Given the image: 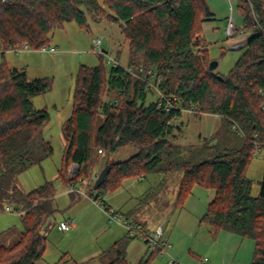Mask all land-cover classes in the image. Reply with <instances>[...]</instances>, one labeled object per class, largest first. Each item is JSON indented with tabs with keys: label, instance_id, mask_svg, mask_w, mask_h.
Here are the masks:
<instances>
[{
	"label": "trees",
	"instance_id": "1",
	"mask_svg": "<svg viewBox=\"0 0 264 264\" xmlns=\"http://www.w3.org/2000/svg\"><path fill=\"white\" fill-rule=\"evenodd\" d=\"M237 1L242 29L251 38L226 76L209 68V43L203 34L215 13L207 0H102V4L99 0H0V47L21 48L26 42L27 48L39 51L67 23L88 28L90 16L119 25L128 42V63H120L118 52L114 60L119 64L108 69L102 50L99 65L80 66L72 112L62 126L65 147L57 179L74 187L85 177L92 179L99 156L132 147L136 154L127 160L103 162L97 172L106 169L107 175L95 201L105 203L104 197L129 179L180 173L175 206L182 207L196 186L214 190L201 222L212 225L217 233L252 240L251 264H264V175L258 196L252 195L253 182L247 176L255 142L264 141V95L260 92L264 91V0ZM5 55L0 52V209L2 200L15 204L25 230L13 245L0 244V264H37L44 257L46 233L57 212L56 188L46 182L23 192L15 180L54 154L44 136L51 115L33 105V99L46 94L51 83L30 80L24 70L10 67ZM128 67L140 75H144L141 68L154 71L160 80L159 92L176 98L179 107L193 108L196 116L220 118L216 133L197 147L177 143L181 124L174 118L182 113L167 111L159 96L147 105L148 92H157L129 73ZM112 92L117 98L106 101ZM71 165L77 170L69 176ZM88 185L94 187V183ZM157 254L154 251L151 257ZM120 263H125V252L111 264Z\"/></svg>",
	"mask_w": 264,
	"mask_h": 264
},
{
	"label": "rangeland",
	"instance_id": "2",
	"mask_svg": "<svg viewBox=\"0 0 264 264\" xmlns=\"http://www.w3.org/2000/svg\"><path fill=\"white\" fill-rule=\"evenodd\" d=\"M99 2L102 4V0ZM207 3L215 13L211 17L213 20L204 25L203 35L209 43L208 57L210 61L219 62L215 73L226 76L244 53V49L241 48L242 35L247 33L244 31L241 34V30H238L243 28L244 19L237 7V0H207ZM231 13L237 25L234 37H229L226 33ZM88 18V28L82 29L75 23H67L63 29L51 34L48 46L57 49L53 54L30 48L16 53L0 47L6 53L5 60L10 67L24 70L30 80L48 79L51 83V88L46 94L33 99V105L37 110L46 108L51 115L44 136L52 143L54 154L15 180V185L23 192H29L46 182H53L56 188L54 206L57 212L46 233L47 249L44 257L37 264H111L119 258V253L123 252H125L124 264H141L143 261L145 264H171L172 259L177 264H198V258H205L211 248L218 249L225 255L223 264L232 262L251 264L255 252V243L252 240L241 239L226 231L217 233L212 225L201 222L202 212H207L208 203L215 196V191L212 189L196 186L182 207L173 205L168 198V192L158 190L156 194H150V198L146 199L149 203L144 205L142 211V214L148 217L144 224L154 230L155 225H160L164 221L162 242L171 245L167 248L168 254L159 252L151 257L152 251L146 243L139 238L128 241L123 237L120 226L111 222L101 211L100 208L105 203L94 200L98 195V189L89 186L88 182L95 184L100 173L90 180L85 177L83 182L76 185V189H72L73 193H69L68 186L57 179L64 155L62 126L72 112L75 79L80 66L99 65L100 50H105L106 58L112 59H117L118 52H121L120 63L122 65L128 63L129 47L121 27L109 23L105 18L92 16ZM98 38H102L101 48L96 47L94 43ZM24 45L27 43L24 42L21 46ZM104 64L108 69L110 68V64L106 62ZM148 70L150 69L146 71ZM158 96V93L148 92L146 104L156 101ZM116 98L117 93L112 92L105 97V100L112 102ZM178 123L181 124V131L177 143L197 147L216 133L221 120L213 115L196 116L187 113L180 117ZM135 154L136 150L132 147L119 149L113 154L105 153L95 161L94 168L98 171L105 160L124 161ZM76 170L77 167L71 165L69 176H72ZM263 175L264 151H261L253 157L247 170V176L253 182V196L259 195ZM154 176L155 174H150L145 179V190L151 188L150 184ZM172 181L175 183L176 178ZM126 186L127 182L119 190L106 195L104 198L108 199L107 205L115 206L126 201L128 198L127 192H124ZM132 192H129L130 198ZM114 197L115 199L111 200ZM1 204L3 208L0 209V244L11 246L19 239L25 227L15 204L6 200H2ZM7 207L10 210H7ZM124 214L118 213L122 220L126 219ZM64 218H70L72 222L70 231L63 232L58 229L60 220ZM136 218L138 219L137 215Z\"/></svg>",
	"mask_w": 264,
	"mask_h": 264
},
{
	"label": "built area",
	"instance_id": "3",
	"mask_svg": "<svg viewBox=\"0 0 264 264\" xmlns=\"http://www.w3.org/2000/svg\"><path fill=\"white\" fill-rule=\"evenodd\" d=\"M232 11V8H231ZM257 15H255V18L257 19ZM237 25H236V21L234 19L233 13H231L227 28H226V33L229 37H234L235 35V31H236ZM244 32V29H241V34ZM242 42H241V47L244 46L248 40L251 38L250 34H246V35H242ZM95 46L98 48H101L102 46V38H98L95 40ZM25 50H28L27 45L22 46L21 48H12L10 49V51L12 52H16V53H20L23 52ZM0 52H3V48H0ZM39 52H44V53H56L57 49L53 48V47H42ZM100 52H102V50H100ZM106 62L108 64H112V65H118L119 63L112 59L111 57H107ZM127 71L129 73H131L132 75H134L135 77L139 78L140 80H142L145 84L146 87L150 88V89H155L156 92L158 93L159 97H160V102L161 103H165L166 105V109L167 111H172V110H179L182 115L183 114H187V113H196V111L192 108V109H183L181 107L178 106V104L176 103V98H170V97H165L164 95L161 94V92H159L158 90V83H159V79L156 78V73L154 71H152L151 69L148 71H144L143 68L140 69V72L144 73V75H140V73H137L135 70H133L132 68L128 67ZM261 95H264V91L261 90ZM175 121H179L180 117H175L174 118ZM235 128H238L237 125H234ZM243 133V131L241 130V134ZM256 145V150L254 152L255 155L259 154L262 151V147H264V141H258L255 142ZM101 152V151H99ZM75 167H77L76 165H74ZM97 177H95L96 179ZM7 210H10L9 207H7ZM107 214L108 217L110 219L111 222L116 223V224H120L122 225L125 230L126 233L129 237L131 238H139L141 240H143L146 245L148 246V248L150 249V251L154 252V251H159L160 253H167V248H170L171 245L170 244H166L165 242H162V238L164 236V222L159 225L156 229L151 230L148 229L144 226H142L141 224L137 223L135 220L133 219H124L122 220L120 218V216L118 215V213L113 210V209H109L107 210ZM71 229V223L69 221H62L59 224V230L63 231V232H67L70 231ZM171 264H177V262L172 259L170 261ZM200 264H211L210 260L208 257L203 258L200 261Z\"/></svg>",
	"mask_w": 264,
	"mask_h": 264
},
{
	"label": "crops",
	"instance_id": "4",
	"mask_svg": "<svg viewBox=\"0 0 264 264\" xmlns=\"http://www.w3.org/2000/svg\"><path fill=\"white\" fill-rule=\"evenodd\" d=\"M79 56H81V55H79ZM124 66H126V65H124ZM64 147H65V141H64ZM97 173L98 172L95 171V173L93 174V177ZM146 178H147V176H143V177L133 178V179H129V180L125 181V182H127V186L125 187V191L124 192L125 193L127 192V196H128L127 199L129 201L126 199V201H124V202H122V203H120L118 205L113 206L111 204H108L107 205L108 202L106 200H108V199L104 198L105 199L104 202L106 204V208L107 207L108 208H111V209L113 208V209H115L120 214L125 213L124 215H125L126 218L133 219L137 223H139L141 225L143 224L142 226L146 227L148 225H146V223L144 224V222H145V220L148 217L145 216V215H143L142 214V211L144 209V205L148 204L149 202L146 201L145 198H147V196H145V195H148L149 193L156 194L158 190H160V191L163 190L166 193L168 192V194H169V196H168L169 200L171 202H173V205H175V201H176V198H177L178 187L180 185V180H181V174L180 173H174V174H168V175H163V174H159V173L158 174H155V176L152 179L153 182L150 184L151 185V188H149V190H145L144 189L145 188L144 182H145V179ZM174 178H176L175 183H173V181H172V179H174ZM72 189H76V186H74L73 188L68 187V192L69 193H73L74 190H72ZM153 189H155V190H153ZM129 192H132L131 198H130ZM117 196H119V195H117ZM113 199H115V197L112 198L111 200H113ZM131 199H133V200H131ZM131 203L134 204V205H130ZM98 207L100 208V206H98ZM106 208L105 207H101L100 209H101V211L107 217L108 214H107ZM207 208H208V206H207ZM202 213L204 215L206 212H202ZM136 215H137L138 219L136 218ZM62 221H69L71 223V229H72V222H71L70 218H64V219L60 220V222H62ZM163 222L164 221H162V223ZM117 225L120 226V228H121L120 230L122 231L123 237H126L127 240L130 241V239H128V236H127V234L125 232L126 231L125 228L122 225H120V224H117ZM157 226H159V224ZM157 226L155 225L154 226V229ZM146 228H148V227H146ZM58 229H59V225H58ZM207 254L208 255H205V257H208L210 259L211 264H223L224 263L223 261H225V255L222 252H220L218 249L211 248V250H209L207 252ZM202 259H203V257H199L198 258V260H199L198 264L200 263V261ZM231 264H234V262H232Z\"/></svg>",
	"mask_w": 264,
	"mask_h": 264
},
{
	"label": "water",
	"instance_id": "5",
	"mask_svg": "<svg viewBox=\"0 0 264 264\" xmlns=\"http://www.w3.org/2000/svg\"><path fill=\"white\" fill-rule=\"evenodd\" d=\"M218 66H219V62L217 60L210 61L209 68L212 71L217 70ZM218 77L221 80L223 79L220 75H218ZM106 175H107V170L106 169L102 170L101 173L99 174L98 178L95 181V184L93 187L95 190L98 189L100 187V185L104 182Z\"/></svg>",
	"mask_w": 264,
	"mask_h": 264
}]
</instances>
